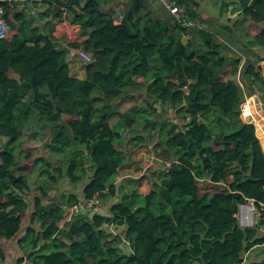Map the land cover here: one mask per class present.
Masks as SVG:
<instances>
[{
  "label": "trees",
  "instance_id": "trees-1",
  "mask_svg": "<svg viewBox=\"0 0 264 264\" xmlns=\"http://www.w3.org/2000/svg\"><path fill=\"white\" fill-rule=\"evenodd\" d=\"M40 1L43 20L52 17L74 27L71 35L62 36L64 46L82 49L93 60L85 79L72 76L66 51L56 45V24L41 33L30 26L34 16L21 4L0 2L4 19L17 32L10 40L0 39V139L6 138L0 147V264L11 258L12 244L22 233L18 244L27 264L243 263L246 252L264 243V208L255 229H240L235 218L248 198L258 207L264 204V146L255 126L240 118L242 87L227 80L238 75L242 58L224 56L225 41L214 33L182 27L168 12L166 17L153 14L145 0H128L118 25L115 13L98 0ZM177 1L206 23L194 0ZM235 4L251 21L254 46L249 51L257 58L245 61L242 78L249 83V96L258 94L264 101V77L257 67L264 52V0ZM187 33L200 35L202 45L195 47L192 39L184 43ZM136 79L150 83L163 113L152 103L150 119L139 106L119 115L115 126L108 117H96L97 89L113 92L137 84ZM186 85L188 96L182 89ZM169 107L179 108L181 120L189 113L201 114L205 122L181 121L169 128ZM43 116L58 122L59 131L43 126L52 138L46 146L52 158L25 156L45 180L34 186L33 168L23 166L14 146L22 130L35 131ZM139 118L154 122L146 126L148 132L161 129L164 141L156 146L163 150L157 154L173 162L171 168L160 169L161 182H152L142 199L137 192H123L109 214L78 216L67 223L64 206L80 201L75 190L82 183V199L115 196V181L129 160L118 144L124 129ZM65 179L77 187L75 195L51 198L49 186ZM106 226L125 228L131 253L121 251L119 236L111 238Z\"/></svg>",
  "mask_w": 264,
  "mask_h": 264
},
{
  "label": "rangeland",
  "instance_id": "rangeland-1",
  "mask_svg": "<svg viewBox=\"0 0 264 264\" xmlns=\"http://www.w3.org/2000/svg\"><path fill=\"white\" fill-rule=\"evenodd\" d=\"M155 1L156 0H154V3H155ZM37 2L39 4L43 3V1H35L34 3H37ZM159 7L160 6H158V8ZM164 9L165 8L161 7L160 8L161 12L164 11ZM235 11L236 10H233L232 13H234ZM220 12H221V14H220ZM163 13L165 14V16L167 15L165 12H163ZM202 13H203V11H202ZM225 14H226V11H220L218 9H213L211 12V15L214 16L217 21L210 24V28H213V30L218 29L221 37L225 41V48H224L223 52L226 55H224V56L229 57L231 55V53L226 51V49L231 48L233 51H235V50L239 49L238 46H241V44H236L235 37H233L229 32H227L223 28V26L220 25L221 22L225 21V19H226ZM228 22H230V21H228ZM55 24L58 26L60 23H55ZM213 25L216 26V28L212 27ZM49 28H50V26H49ZM57 35L59 37H61V36H65V35L66 36L71 35V33H68V30L66 28H64V26L60 25L59 30L57 32ZM240 36H243V35L241 34ZM244 44H246L247 47L252 46L253 45V39L245 42ZM243 54L246 55L248 57V59H250L251 61L257 62V59L255 60L256 55L250 54L247 50L245 52H243ZM79 70H80V72H73V74L77 78L78 77H80V78L84 77V71L82 69H79ZM242 72H244V68H243ZM230 78H232V77H230ZM230 78H228V79H230ZM234 79H235L234 81L238 80V76H235ZM146 83H147V85H146L145 89L147 90V94L145 93V90H142V92L140 90H138L139 96H138V99L136 100L135 103L132 101H129V100L128 101L127 100L115 101V103L113 104V105H117L115 108V112L123 115L124 113L128 112L131 108H133L135 105H138L139 107L142 108V110H145V111H143V113H141V115H144V116H146V118L150 119V117L153 115V113H152L153 109H151V105H152L151 103H153V105L157 106L156 108L158 110H161V112L163 113L162 104L159 101H155V99H156L155 97H149L148 92H150V89H149L150 83L149 82H146ZM244 84H245V92L247 93V95H249V90H248L249 83L244 82ZM144 97L149 98V100H146V98H144ZM257 99H260L262 101V103L264 104V101L261 99L260 95H258ZM147 102H150L149 103L150 106H146ZM166 110H167V108H166ZM175 114H176L175 110H172V109L170 110L168 108V115L170 116V118L168 120L171 121L172 116H174ZM168 120H166V121H168ZM120 121H121L120 116L115 115V117H114V115H113L110 119V124H111V126H115ZM137 122H136L135 126H129V127H126L124 129V131H123L124 137L122 139V142L118 144V147L121 150H123L126 154H128V156H129L128 165H127L129 167V170L128 171L127 170H121V172L124 171V174H133L134 176H139L141 174L142 170L148 164L151 156L154 155V156L158 157L160 160H162L157 153L159 152V150H163V149H157L156 145L159 142L164 141V140L159 139L158 133L155 132L154 130H153V132H152V129H151V132H148L146 130V126L150 127V125H151L153 127L154 122H151L149 124L148 122H146L145 120H142L141 118H139L137 120ZM44 124L47 125V123L40 122V124L36 125V128H35L36 131L32 130V132H30V133L28 132L29 128L23 129L22 133H21L20 140L14 146V150L16 152L18 159H21L20 161H22L23 166H27V168L29 170H31L33 168L32 163L27 162L25 159V156H27L29 153H32L33 158H39V157H45V158L51 157L52 158L54 156L50 153V151L48 149H46V146L48 145V143H50L52 138H51L49 129L47 127H43ZM50 125H51L52 132L54 134H57V132L59 131L58 122H54V124H50ZM171 125H172V123H170V126ZM145 131H147V133ZM136 139H139V140H136ZM4 144H5V141L3 142V144L1 146H3ZM57 158H59V156L55 157L56 160H57ZM141 158H143L144 161H142ZM57 162L60 163V160L58 159ZM160 168H162V167H158L156 169L150 170L148 175L142 176V177L146 178L145 180H143V182H135V181H133V179L138 180V178L129 177L127 179L128 180L127 183L123 187L124 192L127 194H130V195L134 194V192H137V194L139 195L138 197H140L142 199L149 192V190L153 187L152 182H157V183L161 182V175H159V169ZM30 173L32 174L30 182L34 186L36 184L42 182V181H45L44 178H40L38 168H33V170L30 171ZM201 181L209 183V181L207 179H203ZM83 185H84V183H82L78 187V189L75 190L77 187L72 186L65 179L64 181L60 182L59 184L49 186V189L51 190L50 191V197L55 199V200H61L64 196H69L70 194L75 195L73 193V191L75 190V193L78 194L80 196V198H82ZM68 192H69V194H66ZM143 193H145V194H143ZM121 197L122 196H119L118 198L120 199ZM107 201H109L108 198L103 200L102 204L103 205L106 204L105 202H107ZM29 213L31 214L30 211H29ZM257 225H258V223L256 224V226ZM104 230L109 235L112 236L111 238H115V237L119 236V240L117 243L119 244L121 251L126 253V254L129 253L130 245L125 240V237H124L125 228L124 227L106 226V227H104Z\"/></svg>",
  "mask_w": 264,
  "mask_h": 264
},
{
  "label": "crops",
  "instance_id": "crops-1",
  "mask_svg": "<svg viewBox=\"0 0 264 264\" xmlns=\"http://www.w3.org/2000/svg\"><path fill=\"white\" fill-rule=\"evenodd\" d=\"M98 1L100 3V6L104 10H109L116 2H119L121 0H98ZM124 1L127 2L128 0H124ZM194 1L197 3V7L195 9H198V12L202 15V18L206 22L204 25V30L211 32V33H214L215 35H218L220 37H221V35H220L218 29L213 30V28H210V24L217 21L216 18L211 15V12L213 9H218L220 11H226V14H225L226 19H225V21H222L220 25L223 26V28L227 32H229L233 37H235L236 44H241V46H238V48H239L238 50L233 51L231 48L226 49V51L231 53V55H230L231 57H239L240 56L242 58V61H246L248 59V57L243 54V52H245L246 50L250 54L253 55V53L249 51V48H252L254 45L247 47L246 44H244L245 42L253 39V37H254L253 34H251V32L249 31V26L251 25V21L249 18H245L244 16H242L241 10H239L237 5L235 4L236 2H238V0H194ZM145 3L147 6V9L149 11H152L153 14L159 15L161 17H166L163 12H165L167 14L168 11L166 9H164V11L161 12L160 8L162 6H160L157 3V1H155V3H154V0H145ZM158 6H160V7L158 8ZM37 9L40 11L39 17L37 16L35 18V20H31L29 22V24L31 27L40 28L41 33L47 34L48 30H49V24H55V23H57V21L55 18H52V17L46 18L44 20L42 19V15L45 12V6L43 5V3L38 4ZM233 10H236V11L234 13H232ZM202 11H203V13H202ZM220 14H221V12H220ZM228 21H230V22H228ZM71 27H73V26H71ZM212 27L216 28V26H214V25ZM228 27H230V28H228ZM56 28H57V30L54 33L55 38L58 41L56 43V45H57L58 49L66 51V53H67V63H68L69 68H70V74L72 76L76 77L73 74V72H80L79 69H82L84 71V77H81V78L78 77V79H81V80L85 79L87 77L86 66L88 64H86L84 62V60L81 59L80 57L71 58L69 56V51L71 49H69L63 45L62 36L59 37L57 35V32L59 30V27L57 25H56ZM73 29H74V27H73ZM15 34H17L16 31L13 33V36ZM241 34L243 36H240ZM82 39L84 40V36L82 37ZM191 39L195 43V47L199 48L202 45V42H201L202 39H201L200 35L194 36V34H192ZM183 41H184V43H188L189 40L187 39V42L185 40H183ZM223 54H224V52H223ZM224 55H226V54H224ZM262 57H263L262 59L264 60V52L262 54ZM256 59L257 58H255V60ZM263 60H261L260 62H262ZM261 73H262V76L264 77V70ZM236 76H238V75H236ZM234 77L235 76H233V78ZM241 79L243 80L242 74H241ZM242 80H241V82L245 86V84H244L245 81L244 80L242 81ZM136 82H137V84L124 85L121 88H119L118 90L113 91V92H109V93L103 92L102 90L97 89L95 91V95H94V99L96 101V111H97L96 117H98V118L102 117V116L108 117L109 121H110V119L113 115H114V117H115V115H117V116L121 115V114L115 112V108L117 106V105H113L115 103V101H119V100H124V101L127 100L128 101L129 100V101H132L135 103L136 100L138 99V96H139L138 90H140L141 92H142V90H145V93L147 94V90L145 89L147 83L144 80L140 81V79H136ZM43 91L46 92V89H44ZM148 95H149V97H153L150 92H148ZM144 98H146V100H149V98H147V97H144ZM149 103L150 102H147L146 106H150ZM134 107H138V105H135ZM169 109L171 110L172 108L169 107ZM172 110H174V109H172ZM160 111L161 110H159V112ZM35 116H37V114ZM150 118H153V115ZM40 122H44L47 124H54V122L48 121L45 116L41 117L40 121H37L36 125L40 124ZM153 130L154 129H152V132H153ZM35 131H36V129H35ZM154 131L158 133V137H159V139H161V129L157 128ZM145 132L147 133V131H145ZM136 140H139V139H136ZM4 141L6 142V138L0 139V146L2 145V143ZM261 145H262V143H261ZM263 152H264V147H263ZM141 160L144 161L143 158H141ZM121 170H129V167L126 165ZM127 179L128 178L124 177L118 184H116L117 193L115 194V196L109 198V201L105 202L106 204H104V205L102 204L103 205V215L109 214V208L112 205L121 201V199L123 198V195H124L123 194V192H124L123 187L127 183V181H128ZM133 181L136 182V180H134V179H133ZM66 194H69V192ZM119 196H122V197L119 199L118 198ZM31 214H33V211H31ZM260 220H261V217L259 216L257 219L258 224H259ZM261 231L264 234V227H262ZM23 235H24V233H22L17 238V240L14 241V243L12 244L11 258L9 260H7L5 264H27L26 254L21 249V246L18 244L19 239ZM129 253H131V249L129 250ZM263 261H264V243L261 245L255 246L254 248H252L251 250L246 252V254L244 255L243 264H252V263L263 262Z\"/></svg>",
  "mask_w": 264,
  "mask_h": 264
},
{
  "label": "built area",
  "instance_id": "built-area-1",
  "mask_svg": "<svg viewBox=\"0 0 264 264\" xmlns=\"http://www.w3.org/2000/svg\"><path fill=\"white\" fill-rule=\"evenodd\" d=\"M3 1L8 2L10 5L21 4V6L24 8L28 16L37 15V10L34 6L35 4L34 2L39 1V0H0V2H3ZM157 2L159 5L163 6L171 14L173 19L179 25H182V27L188 28L189 30H195L198 28L204 29L205 24L203 23V21L200 18L192 17L190 13V9L186 3L178 2L177 0H157ZM125 4L126 2L124 0H121L119 2H116L113 5V7L110 9L111 11L115 13L114 22L117 25L120 24L126 16ZM1 15H3L2 7H0V39L10 40L14 31L11 29V26L6 22V20L3 17H1ZM60 25L64 26V28L68 30V33L73 32V27H71L69 23L64 22L62 24H59L58 27ZM191 38H192L191 33H187L184 35V40L186 42H187V39L190 41ZM69 56L71 58L80 57L81 59L84 60L86 64L91 63L93 60L92 55L89 53H86L82 49H71L69 51ZM244 63L245 61H242V63L240 64L238 80H236L237 84H239L242 87V90L245 93V100L241 104V107H240V118L244 123L254 125L256 129V135H257L258 125H257L256 118L257 117L259 118L260 116L264 117V104L262 103L261 100L257 99L258 97L257 94H253L249 96L245 92V86L241 82V74H242ZM257 67L260 69L261 72H263L264 60L262 62H259L257 64ZM227 80H234V78L232 77ZM182 89L185 92V96H188L190 94L189 85L184 86ZM184 105L186 106V104ZM187 107H188V104H187ZM174 110L176 114L172 116L171 121L170 120L167 121L168 127L170 126V123H172L173 125L181 121H184L183 123L185 124H189V123H192L194 119L198 123L205 122V119L201 114H198L197 116H192L191 114L187 113L185 115V119L181 120L182 117L178 113L179 108L177 109L175 108ZM259 140L261 142L260 138ZM172 164L173 162H167V161L160 160L158 157L153 155L151 156L148 164L142 170L139 176H134L133 174H124V171H123V172H120L119 176L117 177L115 181V184H118L124 177L126 178L134 177L138 179L142 178V176L148 175L150 170L156 169L158 167H162L160 168L162 170L170 169ZM160 169H159V172H160ZM263 208H264V204H261L260 207H258L256 201L254 199H249V198L246 200L245 203L240 204L238 207L237 213H235V218L237 220L238 227L242 230L255 229L257 227L256 224L258 222L257 221L258 217L262 216L261 211ZM64 209L66 213L65 215L67 216V220H66L67 223L73 221V219L78 216H86L88 218H91L97 214L103 215V205H102V201L99 195H96L92 198H83L78 203L74 204L73 206H70V207L64 206Z\"/></svg>",
  "mask_w": 264,
  "mask_h": 264
},
{
  "label": "bare ground",
  "instance_id": "bare-ground-1",
  "mask_svg": "<svg viewBox=\"0 0 264 264\" xmlns=\"http://www.w3.org/2000/svg\"><path fill=\"white\" fill-rule=\"evenodd\" d=\"M256 119H257V125H258L257 135L261 139V142L264 146V117L260 116L259 118L257 117Z\"/></svg>",
  "mask_w": 264,
  "mask_h": 264
},
{
  "label": "clouds",
  "instance_id": "clouds-1",
  "mask_svg": "<svg viewBox=\"0 0 264 264\" xmlns=\"http://www.w3.org/2000/svg\"><path fill=\"white\" fill-rule=\"evenodd\" d=\"M40 1V0H39ZM157 1V0H156ZM158 3V2H157ZM36 4H39V3H35L34 4V6H35V8H36V10H37V15H35L34 17H30V19H29V22L31 21V20H35V18L38 16L39 17V14H40V11L37 9V5ZM161 6V5H160ZM163 7V6H162ZM3 16V18H4V15H2ZM15 32V31H14ZM12 37H13V35H12ZM11 37V38H12ZM121 172V171H120Z\"/></svg>",
  "mask_w": 264,
  "mask_h": 264
},
{
  "label": "water",
  "instance_id": "water-1",
  "mask_svg": "<svg viewBox=\"0 0 264 264\" xmlns=\"http://www.w3.org/2000/svg\"><path fill=\"white\" fill-rule=\"evenodd\" d=\"M1 17H3V16L1 15Z\"/></svg>",
  "mask_w": 264,
  "mask_h": 264
}]
</instances>
